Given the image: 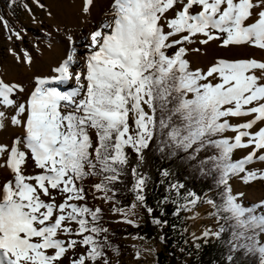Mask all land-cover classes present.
<instances>
[{
  "label": "snow or ice",
  "instance_id": "snow-or-ice-1",
  "mask_svg": "<svg viewBox=\"0 0 264 264\" xmlns=\"http://www.w3.org/2000/svg\"><path fill=\"white\" fill-rule=\"evenodd\" d=\"M4 7L17 64L35 63L22 46L32 30L7 18L17 8L34 26L32 51L56 55L27 85L0 80V130H12L0 140V264H109L102 209L89 201L138 226L116 207L129 176L125 207L154 225L166 214L210 221L184 229L189 254L211 247L210 264H264V190L252 200L243 190L264 183V168L248 167L264 165V55L186 58L210 42L264 52V0H107L99 16L96 0H80L72 26L42 0Z\"/></svg>",
  "mask_w": 264,
  "mask_h": 264
},
{
  "label": "rangeland",
  "instance_id": "rangeland-1",
  "mask_svg": "<svg viewBox=\"0 0 264 264\" xmlns=\"http://www.w3.org/2000/svg\"><path fill=\"white\" fill-rule=\"evenodd\" d=\"M42 2L52 8L55 15V22L62 21L68 23L70 26L75 24V13L80 5V0H42ZM106 3L107 0H96V7L92 10L93 15L99 16L101 14V8ZM33 11L37 13L38 18L43 16V13L39 10L33 8ZM17 12L18 13L16 14V19H13L12 17L7 18L10 24H14L17 27H19V25H23L26 29L32 30L28 32V37L25 39L22 46L27 48L32 53L35 59V63L33 64L31 70H28L26 66L22 64H17L13 57L7 52V48H16L20 46L19 42H17L16 44L10 43L6 39L7 33H5L2 28H0V80H4L6 82H18L27 85L34 73L40 74L48 71V64L51 63V60L52 58H54L56 53L45 54L44 57H39L35 52L32 51V45L31 43H29V40L33 37L34 26L31 24L30 18L26 15L25 12H23L21 9H18ZM48 22L52 23L53 21ZM196 46L197 45H192V47ZM200 47V52H189L186 55L193 67H203L209 64V62L213 60V58L218 57H232L244 55L259 57L261 55H264V52H261L260 50H256L251 47L223 49L217 47L216 43L212 42H210L206 46ZM11 132L12 130L10 127L8 131L0 130V134H2L1 138L3 140H6L11 134ZM248 151L249 149L236 150L235 157H242L243 155L247 154ZM248 167L260 169L264 168V165L255 164ZM5 176L6 173L3 171V169H0V180H3ZM96 182H98V180L93 178H87L85 180V187ZM243 190L247 193L246 199L252 200L260 196L261 191L264 190V183H254L252 187L245 188ZM99 195L103 194L101 193ZM89 204L93 208L100 207L103 209L104 221L106 223V229L108 231L111 232L117 227H134L130 226L129 224L120 222L122 216L118 213L113 214V205L111 203H106L103 200H90ZM116 207L118 206L116 205ZM122 208H124L125 212L127 213V218L133 220L136 225L144 223L147 217L149 216L146 210L141 208L139 205H137L134 210H131L127 207ZM205 225L211 226L210 221L207 218L195 222L186 220V226L184 229H187V232H191L197 227H203ZM183 233L185 235L187 234L184 230ZM117 242L121 245V250H119L118 252H109V264H160L158 261V253L162 250L161 240L157 239L148 241L144 237L123 236L121 234ZM184 245L191 247L190 243H185ZM194 250L195 249H192V251ZM179 255H181L182 257V264L188 262L190 254L183 247L179 248ZM167 264L181 263L173 261V259L170 257L168 258Z\"/></svg>",
  "mask_w": 264,
  "mask_h": 264
},
{
  "label": "trees",
  "instance_id": "trees-1",
  "mask_svg": "<svg viewBox=\"0 0 264 264\" xmlns=\"http://www.w3.org/2000/svg\"><path fill=\"white\" fill-rule=\"evenodd\" d=\"M5 0H0V14H5L7 10L4 7ZM19 8L15 9L16 14L18 13ZM187 58V56H186ZM188 59V58H187ZM235 157V153H234ZM154 171V170H153ZM131 184V177H127L124 185H119V192L117 193L115 199L119 201L117 204L118 207H125L131 205L133 202V197L131 193L128 191V187ZM163 190L159 191L153 189L152 193L147 197V204L150 207L156 209L155 200L162 194ZM102 209V208H101ZM172 209V205H168L166 208V213H170ZM159 210L154 211L153 216H158ZM103 218L99 221V223L106 228V223L104 221V213L102 209ZM161 220L167 221V226H157L152 223V217L148 216L144 223L136 226V227H117L111 232L108 231V239L112 245V248H106L105 253L107 258H110L109 252L113 251L112 249H116L113 252H118L121 250V245L117 242L120 238L121 234L123 236H140L144 237L146 240H161L162 242V250L158 253V261L160 264H167L168 258H172L173 261L179 262L182 264V257L179 255V248L183 247L186 251L189 252L190 246L184 245L185 241L183 237L185 234L183 230L186 226V219H184V215L182 214L180 219L172 217L170 214H166L163 217H160ZM173 225H176L175 230L173 229ZM103 239V236H101ZM215 258L219 259L218 252L215 248H205L203 252L197 254L196 251H192L190 254V258L188 262L185 264H210V261Z\"/></svg>",
  "mask_w": 264,
  "mask_h": 264
},
{
  "label": "bare ground",
  "instance_id": "bare-ground-1",
  "mask_svg": "<svg viewBox=\"0 0 264 264\" xmlns=\"http://www.w3.org/2000/svg\"><path fill=\"white\" fill-rule=\"evenodd\" d=\"M1 135H2V134H0V140H3V139L1 138Z\"/></svg>",
  "mask_w": 264,
  "mask_h": 264
}]
</instances>
